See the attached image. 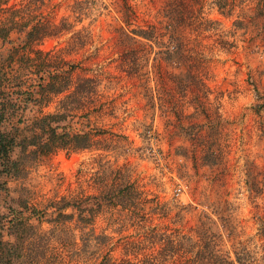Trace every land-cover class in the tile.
Segmentation results:
<instances>
[{
	"label": "trees",
	"instance_id": "1",
	"mask_svg": "<svg viewBox=\"0 0 264 264\" xmlns=\"http://www.w3.org/2000/svg\"><path fill=\"white\" fill-rule=\"evenodd\" d=\"M10 1L0 0V177L23 178L35 161L48 158L58 149L102 153L93 175L95 193L62 195L39 205L27 198L11 199L14 206L7 202V182L0 179V264H261L264 255L256 258L242 245L232 251L224 248L225 237L232 243L235 227L230 217L220 214L217 207L210 213L205 211L204 205L213 204L208 203V197L197 203L201 208L195 226L183 231L173 224L188 206L178 204L175 199L161 201L155 193L144 191L134 180L129 164L117 162L118 156L126 159L133 151L139 156L159 159L157 153L161 150L154 149L159 133L153 127L158 113L165 124H174L176 134L189 142L188 149L182 144L176 148L177 156L196 160V151L201 166L217 163L222 152L216 131L219 117L208 112L204 97L208 98L210 91L200 78L198 66L190 59L192 50L179 29L187 25L186 20L197 9L184 15L176 0H168L167 6L154 14L155 22L141 24L135 20L136 13L149 14L143 1H136L133 7L127 0H116L118 25L113 31L140 45L127 52L121 70L135 76L150 61L161 62L165 67L163 72L155 73L159 77L155 86L147 85L149 78L145 80L140 75L137 92L145 112L143 118L134 121L141 141V145L134 147L126 135L106 129L92 119L94 108L88 104L100 95L103 79L77 76L73 81L75 65L62 55L88 43L90 30L77 25L106 5L99 0H73L70 13L53 21L49 13L45 16L39 13L51 0H24L20 5ZM200 1L192 0L191 4L201 7ZM230 3L210 0L206 5L231 14ZM197 19L202 26L215 31L222 49L235 46L234 39H228L219 30L217 20L206 16ZM234 25L237 26V21ZM63 32L73 33L61 51L47 52L48 61L35 63L32 70L15 68L10 63L24 58L25 50L33 45ZM13 33L15 37H11ZM229 34L233 37L235 32ZM14 39L23 50L11 46L2 53L1 47L10 45ZM7 56H12L10 62L2 60ZM17 75L18 82L12 78ZM106 82L105 88L116 87L117 82L111 79ZM71 86L73 90L60 100L55 111L41 113L33 121L27 117L29 102L46 106L53 96ZM201 116L207 123L197 121ZM193 162L197 172L196 161ZM177 175L186 185L189 183L191 174L186 163L178 164ZM245 183L257 194L255 185L248 180ZM98 217L105 223L99 230L95 226ZM154 217L159 220L169 217V222L152 223ZM222 221L228 223L224 225ZM42 223L49 225L48 229L42 230ZM113 243L120 245V257L112 254Z\"/></svg>",
	"mask_w": 264,
	"mask_h": 264
},
{
	"label": "rangeland",
	"instance_id": "2",
	"mask_svg": "<svg viewBox=\"0 0 264 264\" xmlns=\"http://www.w3.org/2000/svg\"><path fill=\"white\" fill-rule=\"evenodd\" d=\"M23 1L11 0L10 4L20 5ZM72 1L51 0L48 6L39 9V13L41 16L49 13L53 21H58L61 16L70 13L69 5ZM99 1L106 8H99L77 25V28L84 26L90 30L88 43L69 53L62 52V55L75 65L73 81L77 76L103 79L100 95L88 104L94 108L93 121L113 132L126 135L136 147L141 145V141L134 121L143 118L145 112L143 100L137 92L140 75L145 80L149 78L147 85L155 86L159 80L155 73L163 72L165 67L161 62L150 61L135 76L122 71L127 52L140 45L113 31V27L118 25L116 0ZM127 1L133 7L136 1H143L149 8V14L136 13L135 20L141 24L155 22L156 11L168 4V0ZM191 1L176 0L184 15L197 9L186 20L187 25L183 24L179 29L192 50L190 59L198 66L200 78L210 91L208 98L204 97L208 112L212 117H219L216 123L218 130L213 131L219 133L218 141L222 147L220 157L217 163L207 167L200 165L199 153L196 151V160L177 156L174 152L176 148L182 144L188 149L189 142L176 134L174 124H165V119L157 113L153 127L159 133V140L154 146V149L158 147L161 150L157 153L159 159L156 161L139 156L133 151L126 159L125 156H118L117 162L129 164L134 180L144 191L155 193L161 201L172 202L175 199L178 204L188 206L173 227L190 231L196 224L198 210L201 208L197 203L208 197V203L213 204L204 205L205 211L210 213L217 207L220 214L230 217L235 227L232 243L225 237L224 248L232 251L234 247L242 245L256 258H260L264 255V183H261L264 179V0H229L231 14L220 13L216 6L206 5L210 0H201V7H195ZM198 16L217 20L219 30L227 34L228 39L233 38L235 46L230 50L222 49L217 44L215 31L198 23ZM235 21L237 26L234 25ZM229 32H235L234 36H229ZM72 33L63 32L45 38L40 44L25 50L26 54L21 60L10 62L12 56L3 57L2 60L14 64L15 68L21 66L22 69L29 67L32 70L35 63L49 60L47 52L65 48ZM11 37H15V33ZM19 44L17 40L10 45L4 44L1 51L6 53L11 46L23 50ZM18 76L12 78L18 82ZM107 79L117 82L114 84L116 87L105 88ZM72 90L73 86L53 96L46 106L29 102L27 117L33 121L41 113L55 111L60 100ZM189 95L190 91L187 92ZM197 121L207 123L204 116ZM206 134L205 126V137ZM101 153L98 150L58 149L48 158L35 161L23 178L1 176L0 179L7 182L9 187L7 202L15 206V201L11 199L27 198L39 205L49 198L62 195L95 193L97 186L93 183V175L99 168L97 161ZM112 155L115 156V153ZM109 157L113 160L112 156ZM193 161H196L197 172H194ZM182 162L186 163L191 174L187 185L177 175L178 164ZM246 180L257 187V194L250 191ZM154 219L152 223L160 225L169 222V217ZM222 223L225 225L228 222ZM95 226L97 230L105 226L102 217L97 218ZM40 227L42 230L48 229L49 225L42 223ZM112 254L115 257L121 256V248L117 243H113Z\"/></svg>",
	"mask_w": 264,
	"mask_h": 264
}]
</instances>
